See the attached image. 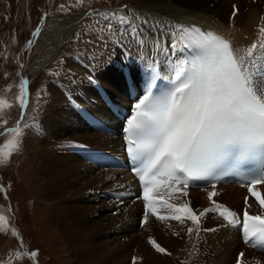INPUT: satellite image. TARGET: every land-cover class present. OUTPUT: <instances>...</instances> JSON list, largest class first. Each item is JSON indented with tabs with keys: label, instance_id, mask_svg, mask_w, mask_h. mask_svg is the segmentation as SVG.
<instances>
[{
	"label": "rangeland",
	"instance_id": "rangeland-1",
	"mask_svg": "<svg viewBox=\"0 0 264 264\" xmlns=\"http://www.w3.org/2000/svg\"><path fill=\"white\" fill-rule=\"evenodd\" d=\"M141 5L138 0H0V161H3L0 162V216L5 221L0 224V264H231L237 260V253H243V257L239 258L240 264H264L263 253L245 249L238 241L237 232L222 227L219 220L211 215L203 219L201 228L215 227L216 231L213 232L201 229L197 234L195 226L190 222L181 224L171 219L161 222L149 218L148 223L141 227V206L138 205L130 226H125L123 221H113L114 227H106L105 224H109L108 220L113 219V214L117 212L113 211L114 208H127L137 200L135 189L132 188L123 194L114 192L109 195L101 192L104 198L96 199L95 195L99 192L84 196L90 202V212L95 211L92 222L98 220L101 222L100 226L108 229V238H117V247L111 254L102 255L103 251L88 257L84 254L86 257L81 261L80 252L78 255L75 250L78 247L75 244L74 247L69 246L67 236L60 229L58 218L64 212H68L65 219L71 220L74 209L87 204H84L86 200L82 201L83 205L79 201L68 204L62 199L66 195H56L54 189L45 193L46 177L40 175L41 152L44 151L42 139L54 135L60 142H64L65 136L82 145L87 134H90L88 128L104 135H109L106 131L112 130L110 124L99 120L96 124L86 119L83 121L78 115L79 111L78 114L75 113L74 106L82 110L86 104L98 103V96L91 85L89 91L85 86L79 87L85 77L79 76L76 79L75 74L70 71L72 64L79 63L72 56L85 61L102 56L105 50L110 52L104 58L96 60L92 68L99 84L113 90L121 85L118 64L124 60L117 57V60L113 59L111 51L118 44L117 41L124 48L128 45L131 47L133 39L130 35L121 36L119 25L115 21L113 27L118 31L115 35L109 34L106 27L108 22L98 15L103 11L96 10V13L93 11L97 14L95 22H102L99 26L83 25L73 37L71 35L75 25L70 34V43L60 48L56 59L54 57L44 65L40 62L62 33L61 28L57 29L59 22L71 18L78 22L82 12L87 10L118 7L126 8L117 13L126 16L140 31L137 24H144L145 21L154 24V17L149 16ZM40 14L44 19L37 26L40 33L36 39L32 33L37 28L31 32L30 29L38 21ZM68 51L74 53L66 55ZM131 54L135 55L134 51ZM22 74L31 84V95L24 120L19 122ZM138 77L140 78V71ZM139 78L137 80L140 83ZM125 109L127 105L121 108ZM18 123L23 135L19 138V147L15 148L13 144L18 138L11 130ZM86 148L95 147L88 144ZM100 155L118 158L107 153H93L86 161L102 170H110L105 165L98 164ZM194 189H189L187 199L189 205L198 211L208 203L207 190L195 189L202 195L201 198L191 195ZM218 193L214 197L217 201L238 210L242 207L244 193L237 194L236 197L234 193ZM133 197L135 201L132 200ZM248 209L255 214L256 208L251 202L248 203ZM120 217L122 216H118ZM76 224L82 234L89 235L90 229H85L86 220L79 219ZM189 228L194 229L190 235ZM149 237L155 239L169 254L156 253L147 243ZM22 249L27 253L37 252L35 261L27 257L17 259L16 254L23 253Z\"/></svg>",
	"mask_w": 264,
	"mask_h": 264
},
{
	"label": "snow or ice",
	"instance_id": "snow-or-ice-1",
	"mask_svg": "<svg viewBox=\"0 0 264 264\" xmlns=\"http://www.w3.org/2000/svg\"><path fill=\"white\" fill-rule=\"evenodd\" d=\"M238 11L233 5L232 19L237 17ZM99 15L108 22L109 34L115 35L118 31L113 27L115 21L121 36L131 35L140 49L146 47V38L126 16L115 12ZM39 33L37 27L32 35L38 37ZM153 40L157 55L176 57L187 53V58L183 59L182 66L173 69L175 75L170 77V87L161 90L156 85L159 73L147 63L148 57H140L138 68L145 81L144 94L132 104L131 114L122 129L131 170L142 189L138 197L144 207L140 226L148 223L150 214L161 222L166 219L181 224L191 221L199 234L202 219L215 213L227 225L239 226L245 244L256 247L252 243L254 239L264 242V215H250L246 208L241 221L213 198L219 195L217 183L226 176H234L241 179V186H246L264 209V199L254 190L264 184V55L259 60L256 56L258 47L264 53V45L253 43L245 56L225 38L196 26L174 27L163 40V46L161 38ZM26 84V80L21 81V120L28 105ZM11 131L18 138L13 147L18 148L23 135L19 123ZM197 181H207L206 186L212 189L207 193L210 208L197 215L187 203L178 207L169 204L170 217L157 213V206L163 202L153 198L154 192L163 188L171 190L170 194L187 196L186 189ZM245 203L247 205V198ZM3 223L4 217L0 216V224ZM193 231L189 228L188 234ZM147 243L156 253L169 254L155 239L149 237ZM37 255L32 251L17 253L16 257L35 261ZM240 256L243 257V253ZM237 264H240L239 258Z\"/></svg>",
	"mask_w": 264,
	"mask_h": 264
},
{
	"label": "bare ground",
	"instance_id": "bare-ground-1",
	"mask_svg": "<svg viewBox=\"0 0 264 264\" xmlns=\"http://www.w3.org/2000/svg\"><path fill=\"white\" fill-rule=\"evenodd\" d=\"M138 2L142 4V9L149 16L154 17L152 21L156 22V25L147 24L142 26V36L146 38V47L141 49L137 57H132V61H130V68L136 79L139 78L138 65L141 56L148 57L147 63L151 65L152 69H156L159 74L166 78L173 76V69L177 65L182 66V59L179 54L176 57L171 55L165 57L162 54L157 55L153 38H161V46H163V40L168 37V34L173 28L186 23H193L222 35L240 54L243 52L242 49L247 45L261 40L264 37V32L260 31L264 29V0H229V2L228 0H138ZM233 5L239 10L235 19H232ZM76 20L71 18L57 24V29L61 28L62 33L57 37L56 43L51 51L42 58L41 65L48 64L54 59L63 46L64 41L70 37L72 29L77 24ZM121 53L122 49L117 47L115 53H112L114 54L113 59L115 58L117 60V58H122ZM153 59L155 63H153ZM83 67L80 62L78 65L72 64L70 71L75 74L76 79L79 76L85 77L79 84V87L85 86L89 91V82L93 81V79L97 81L98 77L97 74L94 76L87 68ZM140 78L139 85L144 86L145 81L141 73ZM120 84L123 88L120 87L121 85L116 86L113 90L102 88L108 94L110 100L112 99L118 108L121 109L127 105L128 98L127 93L125 94L126 89L123 78ZM82 97L84 96L82 95ZM74 109L77 114L79 111L78 115L83 120H91V123L94 124L99 120L105 122L107 125L110 124L111 129H114L116 125L114 117L107 111L99 97L98 103L86 104L82 107V110H78L75 106ZM88 130L90 134H87L88 136L82 141V145L65 136L64 142H60L57 138L53 137L54 135L42 139L41 146L45 152H41L42 164L40 175L43 178L46 177L47 186L44 188L45 193L51 189L55 190L56 195L64 193L66 196L62 199L68 204L72 201H79L82 204V201L86 200L84 196L92 192H99L98 195H95L96 199L105 197L101 192L109 195L114 192L123 194V192L132 188L135 189L136 193L137 186L135 181L125 171L102 170L91 162L88 163L86 161V158L93 153H96V155H99V153H107L120 157L119 153L121 151V145L116 134L104 135L99 132H94L91 128H88ZM49 132L52 133L50 130ZM88 144H92L95 148H86ZM102 157L103 155H100V159L98 160L99 165H104ZM211 190V188L207 189L206 198L207 193ZM257 190L261 192L264 199V186L257 187ZM216 191L229 194L234 193L235 197L237 194L243 193L241 189L226 182L218 185ZM165 194L166 192L163 189L157 190L152 195L153 197H162ZM192 194L202 198V195L195 189L191 191ZM84 204L87 205L74 209L71 220L65 219L68 212H64V215L58 218V223L61 226L60 229L64 232V236H67L69 246L74 247L75 244L78 247L75 250L78 255L80 252L79 259L81 261L85 259V255L87 257L89 255L94 256L99 251H103L102 253L100 252L102 255L114 252L117 247V238H108V229L106 227H114L113 221H123L125 226H130L131 220L136 214L137 206H141L139 199H137L127 208H114L113 211L117 210L113 214L114 218L108 220L109 224H105L106 227H103L100 226L101 222L98 220L92 222L94 221L95 211L90 212L88 208L90 202L86 200ZM133 207H135V210ZM63 216L65 217L63 218ZM118 216L122 217L118 218ZM79 219L87 221L85 229H90L89 235L85 236L78 230L76 223ZM101 254H98V256Z\"/></svg>",
	"mask_w": 264,
	"mask_h": 264
}]
</instances>
